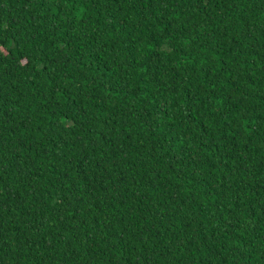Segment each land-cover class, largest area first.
Listing matches in <instances>:
<instances>
[{"label":"trees","instance_id":"1","mask_svg":"<svg viewBox=\"0 0 264 264\" xmlns=\"http://www.w3.org/2000/svg\"><path fill=\"white\" fill-rule=\"evenodd\" d=\"M0 264H264V0H0Z\"/></svg>","mask_w":264,"mask_h":264}]
</instances>
